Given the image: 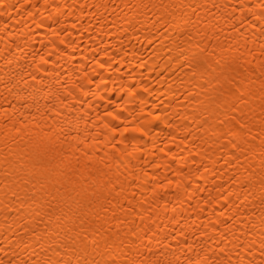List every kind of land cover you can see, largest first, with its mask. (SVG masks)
<instances>
[{
	"label": "clouds",
	"instance_id": "9594fccd",
	"mask_svg": "<svg viewBox=\"0 0 264 264\" xmlns=\"http://www.w3.org/2000/svg\"><path fill=\"white\" fill-rule=\"evenodd\" d=\"M5 4L0 0V9ZM214 8L231 22L230 35L222 34L221 17L209 15ZM35 14L41 24L59 18L39 58L12 50L0 31V97L7 100L0 102V264H92V256L96 264H264V0H43ZM32 35L29 29L17 33L25 47ZM140 44L152 45L147 59L137 54ZM100 49L129 69L150 61L155 71L163 62L162 71L174 77L158 80L166 88L154 108L176 144L182 167L175 173L161 176L168 168L163 141L116 147L123 133L115 122L125 110L135 118L134 130L151 136L148 117L137 114L144 107L137 88L149 91L143 75L132 88L131 75L113 71L116 91L127 93L115 115L97 119L91 106L73 108L74 94L88 92L94 74L105 68L86 59ZM74 52L81 53L78 67ZM45 68L50 75H41ZM66 72L71 75L62 79ZM102 84L103 78L97 89ZM229 89L243 99L236 103ZM218 96L226 106L209 110L208 101ZM193 121L198 132L186 126ZM145 154L151 159L140 164ZM39 159L54 160L59 171L45 175L33 165ZM198 174L214 189H226L216 201L226 196L227 202L210 207L206 223L187 224L186 211L199 220L205 209L185 191L184 199L163 208L184 226L179 235L166 230L153 207L158 194L165 185L186 189ZM52 185L56 197L49 196ZM86 196L96 203L81 211L77 197ZM203 203L213 204L211 193Z\"/></svg>",
	"mask_w": 264,
	"mask_h": 264
},
{
	"label": "bare ground",
	"instance_id": "6f19581e",
	"mask_svg": "<svg viewBox=\"0 0 264 264\" xmlns=\"http://www.w3.org/2000/svg\"><path fill=\"white\" fill-rule=\"evenodd\" d=\"M212 0H210V3ZM225 0H215V3L222 4ZM228 4L231 5H237L240 0H226ZM43 3V0H6V4L4 5L5 9H0V31H5L8 36V43L11 45L12 50H14L17 53H25L27 56V53H31L30 57H27L28 60H31L32 58H39V56H43L44 54V45L47 43L48 40V34L55 30L57 27V24L59 23V18L55 22L51 21H45L43 24L39 22L38 14L34 15V6L35 8H39L40 5ZM114 6V5H113ZM94 10V9H93ZM239 9L237 8V15H239ZM201 15H205L204 12H201ZM212 17H221L220 19V27L223 30V35H230L231 33L228 31V29L231 26V22L225 24L224 20L222 18V10L218 8L212 9V11L209 13ZM103 19V18H101ZM111 20V17H109V22ZM213 23H215V20H213ZM238 23V21H237ZM249 23V21H245V24ZM25 29H29L32 31L33 35L31 38V45L28 47H25V41L23 38L17 37V33L21 32ZM243 30V29H241ZM78 34V33H77ZM73 35H76L73 33ZM87 33L84 34L85 38L87 37ZM13 41H15L13 43ZM46 46V45H45ZM82 47V45H81ZM61 50H63V46H61ZM152 45L149 44L147 47H145L143 44L137 45L136 51L138 55L145 56V59L151 54ZM104 49H100L95 53H92L89 57H86L88 59L89 64H104L105 68L101 69L99 72H96L94 76L92 77V83L87 85L85 90L88 91L85 94H81L79 92H76L74 94V100H73V108H85L87 109L89 106H91L94 109V115L97 119L104 118L108 113H112V115H115L117 112H119L121 109L125 108V100L127 99V93L126 90H120L116 91V89L119 87L120 81L116 80L114 83V77H113V71H118L121 75H131L129 79V87L135 88L136 87V80L135 77L139 75H143L145 78V83L148 84L149 91L143 92L139 87L137 88L136 96L138 99L143 100L144 107H143V113H137L138 115H146L148 119L145 121L146 124L150 125V137H144L142 135V131H135L134 127L131 123L132 120H134V117H131L129 112L127 110L123 111L120 114L119 119L115 122L116 126L118 127L119 133H123V136L117 135V145L116 147L119 148L122 143H145L150 139H155L158 142L163 141V143L160 144V147L163 149L164 153H167L168 157V168L167 169H161V176L164 175H170L175 173V171L182 167V164L178 161L177 157V149L176 144L172 143V138L169 136L171 135V130L167 128V122H162V118L158 119L159 116V109L154 108V103L159 104L161 100L164 99V90L166 88V85H162L158 83V80H165L171 82L174 77L170 73H164L162 71L163 68V62H161V68L156 69L153 71V67L151 62L149 61L147 64L137 67L135 63L132 64L131 68L129 69L127 67V63L125 65L118 64V63H112L108 60L107 57L103 55ZM39 55V56H38ZM73 57V64L74 66H80L79 63H81V53H72ZM113 55L116 57V59H119L118 54L113 53ZM256 55H259L258 53ZM52 57H49V60L51 61ZM112 63V68H108V64ZM27 65H21L20 69L23 70ZM53 67V65L50 63L49 68ZM90 67V65H89ZM175 67V65L173 66ZM44 73L41 75L47 76L50 75V72L48 68H45ZM240 71V69H238ZM9 73H11V70H9ZM63 74V73H62ZM27 75V74H26ZM70 72H66L65 75L62 77V79H66L67 76H70ZM101 78H103V84L100 86L99 89H97L96 85L101 81ZM37 80H40V77H37ZM151 83H148V82ZM159 89V91H157ZM46 92V89H45ZM89 93H95V95H91ZM227 95L235 97V102L238 103L240 100L243 99L242 96H239L235 90L229 89L227 92ZM10 99V98H9ZM41 103L44 102L43 100V94L40 97ZM181 99H183L181 97ZM224 97H216L215 99H210L207 104V108L209 110H217L219 111V106L224 105ZM0 102L7 103V100H4L3 97H0ZM165 103H167V100H164ZM195 103V101H193ZM185 105L187 106V102H185ZM226 106V105H224ZM171 122V121H170ZM125 126H127V130H125ZM188 127H192L193 131L198 132V128L196 127L194 121L188 122L186 124ZM99 130V129H97ZM169 134V135H168ZM15 139V138H13ZM13 141H8V143H12ZM178 142V141H177ZM169 148L172 149V151H168ZM151 159L150 155H142L139 163L140 164H147L148 161ZM173 159H176L177 162L173 161ZM241 164H243V160L241 161ZM33 165L36 169H39L41 172H43L45 175H51V173L59 171L54 165V160H48V159H39L33 162ZM149 175L151 176V170L149 169ZM236 175H239V173H234L232 178H235ZM154 178V177H152ZM190 181V185L187 186L186 189L181 188L179 191H177L175 184L168 186L165 185V187L160 191L158 194V199L155 201V204L153 207L157 210V222L163 227L168 226L166 230L175 232L179 235V230L181 227L184 226L183 223H177L175 221L169 220L168 216L163 212V208L165 205H168L169 208L173 206V202L184 199V193L185 191L189 196H196L200 200V207L204 208L205 211L201 215L199 220L195 219L194 214L191 211H186L184 213V217H187L186 223L187 224H193V223H206L207 220L205 219L206 216L211 215V211L208 210L210 207L219 208L220 202H227L226 196H220V201H216V197L221 193L225 192L226 189H214L211 180H205V178L202 175H197L196 179L193 181L191 177L188 178ZM202 180L204 182H202ZM199 187L201 191L199 193H193V189ZM11 189L5 190V196L7 197L8 192ZM56 191L57 186L52 185L51 190L49 192L50 197H56ZM211 193V196L213 198V204L211 206H207L203 203V199ZM231 194L230 192L228 193ZM17 198H13L11 203H15ZM77 200L79 201V206L81 211H85L87 209H90L94 206L96 203V197L95 196H86L84 198L77 197ZM6 202L7 199H6ZM231 202V201H229ZM11 203H9V207H11ZM225 208L227 207V203L223 205ZM15 209H13V215L15 213ZM217 215L226 216L225 213L217 212ZM11 218V216L9 217ZM183 219V218H182ZM37 223H43L42 221H37ZM189 244L193 243V237L191 235L187 236ZM110 243L109 241H102L101 246H107ZM187 243V241H185ZM257 257H259V252H256ZM89 257H85V259H88ZM92 264H96L97 257L92 256Z\"/></svg>",
	"mask_w": 264,
	"mask_h": 264
},
{
	"label": "snow or ice",
	"instance_id": "6c2138e0",
	"mask_svg": "<svg viewBox=\"0 0 264 264\" xmlns=\"http://www.w3.org/2000/svg\"><path fill=\"white\" fill-rule=\"evenodd\" d=\"M100 67H101V68H103V67H104V65H103V64H100Z\"/></svg>",
	"mask_w": 264,
	"mask_h": 264
}]
</instances>
